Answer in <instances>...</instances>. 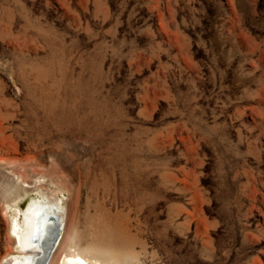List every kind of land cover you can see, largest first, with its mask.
Wrapping results in <instances>:
<instances>
[{
	"label": "rangeland",
	"instance_id": "374dc122",
	"mask_svg": "<svg viewBox=\"0 0 264 264\" xmlns=\"http://www.w3.org/2000/svg\"><path fill=\"white\" fill-rule=\"evenodd\" d=\"M54 194L66 254L264 264V0H0V264Z\"/></svg>",
	"mask_w": 264,
	"mask_h": 264
},
{
	"label": "bare ground",
	"instance_id": "6f19581e",
	"mask_svg": "<svg viewBox=\"0 0 264 264\" xmlns=\"http://www.w3.org/2000/svg\"><path fill=\"white\" fill-rule=\"evenodd\" d=\"M57 201L60 199L56 194L45 195L43 200L34 199L30 203L23 219L17 214L8 233L14 246L8 247L1 264H103L81 252L65 253L76 216L74 204L78 201L69 202L64 212L60 211Z\"/></svg>",
	"mask_w": 264,
	"mask_h": 264
}]
</instances>
